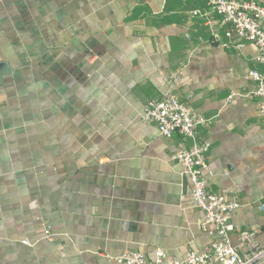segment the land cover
Here are the masks:
<instances>
[{
  "label": "crops",
  "instance_id": "0c3cea01",
  "mask_svg": "<svg viewBox=\"0 0 264 264\" xmlns=\"http://www.w3.org/2000/svg\"><path fill=\"white\" fill-rule=\"evenodd\" d=\"M205 9L202 0H0L9 69L0 80V264L208 250L214 237L173 160L188 142L140 120L167 95L211 119L199 130L210 143L203 178L239 205L231 243L253 230L264 246V119L245 78L262 66L252 44L223 46L220 17L192 16Z\"/></svg>",
  "mask_w": 264,
  "mask_h": 264
},
{
  "label": "built area",
  "instance_id": "2783aa9c",
  "mask_svg": "<svg viewBox=\"0 0 264 264\" xmlns=\"http://www.w3.org/2000/svg\"><path fill=\"white\" fill-rule=\"evenodd\" d=\"M204 11H192L193 17H199L208 23L210 14L220 17L221 23L229 26L225 32L228 40L223 46L241 47L250 43L256 48L254 61L262 70L251 69L245 78L254 85L252 96L258 100L257 117L264 119V4L256 1L202 0ZM235 94L227 98L229 103ZM140 120L153 125L158 134L166 139L179 136L188 144H183L173 156L181 166V173L190 182L191 204L203 213L200 222L202 231L214 237L208 250L204 252L188 251L183 259L167 256L157 250L153 260H148L140 252H124L116 257H107L117 264H264V246L257 241V233L241 230L237 233V242L231 243L235 233L230 216L239 208L237 202L227 199L225 193L210 192L206 188L203 171L210 143L199 138L200 128L207 127L211 119L193 113L174 95H167L159 101H149ZM264 213V197L258 205ZM264 234V226L261 229ZM27 245V241H22Z\"/></svg>",
  "mask_w": 264,
  "mask_h": 264
},
{
  "label": "water",
  "instance_id": "95a60500",
  "mask_svg": "<svg viewBox=\"0 0 264 264\" xmlns=\"http://www.w3.org/2000/svg\"><path fill=\"white\" fill-rule=\"evenodd\" d=\"M9 71V69L7 68V66L3 63H0V80H1V75L7 73Z\"/></svg>",
  "mask_w": 264,
  "mask_h": 264
}]
</instances>
